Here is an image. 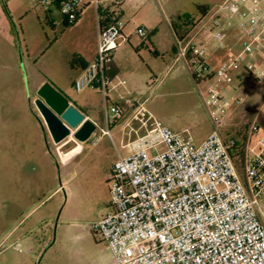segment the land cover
<instances>
[{"label":"rangeland","instance_id":"1","mask_svg":"<svg viewBox=\"0 0 264 264\" xmlns=\"http://www.w3.org/2000/svg\"><path fill=\"white\" fill-rule=\"evenodd\" d=\"M40 1L0 0V11L10 24V39H3L0 34L1 63L18 64L21 92L28 98L32 96V100L35 97L33 86L40 80L49 82L57 90L55 85H67L64 96L72 101L91 99L92 106L87 113L98 126L78 151L79 146L67 148L65 142L54 145L41 121H37L45 147L52 158H56L52 186L58 191L41 192L37 204L27 201L26 206L19 187L23 174L21 172L20 176L18 165L4 164L0 143V264H112L106 243L91 227L111 211L107 174L120 157L130 153L126 143L135 138L133 131L144 134L141 122L151 116L181 134L190 145H198L211 131L201 94L216 84L231 113L222 134L234 136L242 144L246 129L253 121L264 129V60L259 55L242 52L234 29L225 33L220 44L200 27L196 39L204 44L207 64L214 77L196 85L183 62L175 60L170 22L183 15L198 18L196 6L215 7L226 0H134L125 3L122 21L127 40L113 55L121 64L126 85L135 84L136 87L124 93L117 104L113 93L109 94V104L125 111L115 118L108 108L107 126L104 97L87 90L76 93L69 83L77 62L84 61L94 45L97 49L99 31L90 17L92 5L83 11L78 22L65 25L56 9L47 12ZM109 1L112 10L122 2ZM139 28L149 30V36L140 38L136 34ZM238 53L242 55L241 65L225 73L226 58ZM257 70L262 73L260 82L255 79ZM8 72L0 70V75L7 77ZM131 76L136 77V82L129 79ZM13 85L11 81L10 87ZM6 87L0 84L2 90ZM119 90L122 92V88ZM240 98H243L242 103L236 104ZM140 104L145 109L143 117L138 114ZM157 149L162 151L164 146L158 145ZM235 163L242 174L240 164ZM7 170L11 175L9 197L4 193L3 183ZM261 203L264 204V194Z\"/></svg>","mask_w":264,"mask_h":264},{"label":"built area","instance_id":"2","mask_svg":"<svg viewBox=\"0 0 264 264\" xmlns=\"http://www.w3.org/2000/svg\"><path fill=\"white\" fill-rule=\"evenodd\" d=\"M88 1L96 8L98 45L72 87L76 93L99 91L107 121L109 109L115 118L120 116V110L108 103L109 94L125 84L114 83L110 73L114 51L127 40L119 12L99 8L98 0L40 4L47 12L56 9L65 25H73ZM199 16H181L178 37L172 31L175 60L183 62L196 85L214 77L204 44L196 39L200 27L220 44L234 29L242 52L264 60V0H226ZM136 34L147 38L143 28ZM241 62V54L229 55L224 72L237 69ZM255 79H263L261 71L255 72ZM201 100L211 131L198 145L144 116L140 121L145 133L133 131L135 138L126 144L130 153L108 172L111 211L91 229L106 243L112 264H264V129L256 121L247 127L240 174L230 155L237 140L222 134L231 114L223 94L214 84ZM144 111L140 104L138 114L143 117ZM158 145L164 149L158 151Z\"/></svg>","mask_w":264,"mask_h":264},{"label":"crops","instance_id":"3","mask_svg":"<svg viewBox=\"0 0 264 264\" xmlns=\"http://www.w3.org/2000/svg\"><path fill=\"white\" fill-rule=\"evenodd\" d=\"M133 1L134 0H122V2H118L120 3V5H118V8L115 9L119 12L121 19L124 17L125 3L127 5L128 3H131ZM109 2V0H98L99 8L112 10L108 6ZM91 5L92 4H90V2L88 1L85 9L87 10V8H89ZM202 5L208 6L206 4ZM91 7H93V10L90 17L93 22V26H96L97 23L98 29L96 8L93 5ZM82 15L83 12L76 22L79 21ZM146 32L147 36H149V30H147ZM0 34L3 35V39H10V24L6 18V15L2 14L1 11ZM95 53L96 46L94 45V49H92L91 53L86 55V59L84 61L77 62L78 64H76L73 78L69 82L71 86L74 79L81 73L82 68L93 60ZM5 69L9 70V76L7 75L6 77L0 75V84H4V86H7L6 89L3 90L0 88V143L3 145V162L7 166L18 165L20 176L21 172L23 174V179L21 178L19 187L20 192L26 200L24 205L26 206L27 201L32 204H37V202H39L38 196L41 195V192L47 191L48 193L51 192V194H53L58 191V188L54 189L52 186L53 171L55 169L54 160H56V158H52L51 152L45 147V143L42 139V134L39 132L40 128L37 121L40 122L41 120L40 117H38L39 114L32 105L31 100L33 97L31 96V98L29 99L23 92H21V81L19 78L20 76L18 72V64L16 62L8 61H4V63H1L0 60V70ZM110 73L114 83H116L117 80H122L125 83L124 87L119 86L120 88H122V92H120L119 87H117L116 91L111 92L113 93V100L115 101V104H117V101H121L123 99V94L129 93L131 91V88H135L136 85L134 84L132 85V87H128L126 85V81L123 79L124 75H122L121 72V64L118 61L117 57H115V55H113L112 68ZM129 79L132 80V82H136L137 80L135 76H131L129 77ZM11 81L14 82L12 88L10 87ZM43 82V80H40L38 83H35L32 89L33 92H35ZM55 86L59 91L63 93V95L68 91L67 85L58 84ZM87 91H93L101 94L97 90L87 89ZM68 100L75 108L80 110L86 118L96 123L93 117L87 113L88 109L92 106L91 99L84 98L82 99V101H72L70 99ZM117 108L120 110V106H117ZM122 111H125V109L122 108L120 110L121 115ZM134 112L135 111H133L132 114H134ZM40 123L42 126V122ZM47 137L49 138L48 135ZM132 140L133 139L127 141L126 144L130 143ZM78 146V151L81 150V143H76L75 145H73V149L77 148ZM10 181V171L8 172L7 170L4 175L3 183L4 193L6 192L8 197L10 196L11 191Z\"/></svg>","mask_w":264,"mask_h":264},{"label":"water","instance_id":"4","mask_svg":"<svg viewBox=\"0 0 264 264\" xmlns=\"http://www.w3.org/2000/svg\"><path fill=\"white\" fill-rule=\"evenodd\" d=\"M32 105L54 145L65 142V146L70 148L83 143L97 128L49 82H43L37 88Z\"/></svg>","mask_w":264,"mask_h":264},{"label":"trees","instance_id":"5","mask_svg":"<svg viewBox=\"0 0 264 264\" xmlns=\"http://www.w3.org/2000/svg\"><path fill=\"white\" fill-rule=\"evenodd\" d=\"M197 7V11L198 13L201 15V16H204L206 11L208 10V6H205V5H198L196 6ZM183 16H186V15H183ZM180 19L181 17H177L176 18V21H171L170 22V25H171V29L172 31L175 33V37H178V29H179V25H177L179 22H180ZM108 103L109 100H108ZM115 107V105H114ZM230 155L231 157L240 164L241 166V161H242V156H243V147H242V144H239L238 142L236 143V146L235 147H232L230 149Z\"/></svg>","mask_w":264,"mask_h":264},{"label":"bare ground","instance_id":"6","mask_svg":"<svg viewBox=\"0 0 264 264\" xmlns=\"http://www.w3.org/2000/svg\"><path fill=\"white\" fill-rule=\"evenodd\" d=\"M58 155H59V152H58ZM59 157H60V155H59ZM60 159H61V157H60ZM62 160V159H61Z\"/></svg>","mask_w":264,"mask_h":264}]
</instances>
